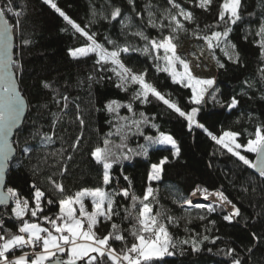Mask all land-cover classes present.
Segmentation results:
<instances>
[{"label":"trees","instance_id":"1","mask_svg":"<svg viewBox=\"0 0 264 264\" xmlns=\"http://www.w3.org/2000/svg\"><path fill=\"white\" fill-rule=\"evenodd\" d=\"M54 2L71 20L95 34L97 42L109 50L113 46L107 44L106 37L121 47H129L130 51L121 57L125 65L137 73L146 71V79L166 98L182 109L190 110V89L173 83L166 73L157 72L152 56L139 51L145 41L135 35L142 31L153 39L161 37L157 28L149 26V14L158 24L162 21L167 25L168 21L163 18L165 10L176 14V9L167 0ZM175 2L194 17L191 23L178 17L187 29L177 34L178 46L188 40L203 41L197 35L223 30V23L218 22L222 0H213L207 11L196 6L198 0ZM7 4L8 0H0V8ZM11 5L20 13L18 17L10 13L5 16L14 35L16 65L13 70L28 111L12 141L16 155L9 163L6 185L18 190L31 205L34 192L31 185L35 184L46 193L42 215L54 217L58 213V203L48 205L47 198L58 201L79 190L102 186V168L91 158V151L103 146L106 137L119 144L121 137L109 136V133H115L117 127L125 124L120 117L140 119L139 114L143 112L160 131L176 139L180 154L173 156L168 149L147 145L143 136L129 134L128 146L138 150L139 145H146L148 156L131 155L130 159L114 164L110 170L112 183L106 190L127 188L130 196L134 194L142 199L151 186L156 190L155 199L151 200L153 213L165 212L177 218L178 227L168 225L177 248L172 249V256H165L156 264H234L237 259L240 264H264V177L216 145L203 129L194 127L189 131L183 118L154 97L149 96L148 103L133 99L138 86L132 85L127 91L117 87L118 77L109 70L110 65L105 64L102 68L97 64L95 54L72 58L70 50L89 42L44 0H11ZM115 8L121 10V16L117 21H111V12ZM240 14L242 19L231 26L233 30L229 36L236 46L239 61H230L219 49L211 54L217 69L216 101L211 96L206 97L207 102L201 106L197 120L213 135L233 131L240 134L239 143H246L257 127H264V57L261 48L254 43L259 40L255 33L264 23V0H241ZM168 34L169 30L165 28L163 35ZM218 62L224 67H219ZM178 70L182 69L178 66ZM45 83L50 87L45 88ZM64 97H67L66 101ZM233 97L238 104L229 108ZM112 101L122 105L118 115L106 107ZM128 104L133 106L134 117L127 110ZM143 131L145 135H158L150 125L143 127ZM77 138L79 144L73 149ZM242 154L250 159L255 157L254 154ZM164 157L168 162L164 165L162 178L149 182L151 165ZM52 181L63 185V194ZM197 188L207 189L209 193L222 192L240 210V215L229 223L223 217L230 212L221 205L208 203L203 204V208L182 207ZM115 201L114 207L119 214L112 221L101 218L96 231L101 236L106 235L111 230V223L115 222L130 245L133 242L129 234L132 220L125 217L128 212L135 215L139 204L133 209L131 198L123 196H116ZM14 206L11 202L9 207L0 208V222L16 233L19 222L11 213ZM209 206L215 211L209 213ZM201 216L205 218L200 219ZM33 222L44 225L41 220L33 219ZM205 235L209 240L200 245L199 251H193L190 244L179 243L193 238L200 240ZM213 239L215 243L211 242ZM114 246L119 250L120 242H115ZM229 249L234 251L228 254Z\"/></svg>","mask_w":264,"mask_h":264},{"label":"snow or ice","instance_id":"2","mask_svg":"<svg viewBox=\"0 0 264 264\" xmlns=\"http://www.w3.org/2000/svg\"><path fill=\"white\" fill-rule=\"evenodd\" d=\"M44 3L54 9L75 32L87 38L89 43L86 46L70 50L72 58H86L95 54V62L102 68L105 64L110 65L109 70L120 81L117 87L127 91L128 87L132 85L138 86L133 99L139 100L141 103H148L149 96L154 97L177 113L180 118H183L189 131H192L194 127L203 129L216 145L236 157L249 169L256 170L260 177H264V127H257L252 138H249L246 143H239V133L223 131L221 135L216 136L197 120L201 106L207 102L206 97L211 96V99L216 101L215 92L217 89L214 87L215 79L197 77L192 72L190 63L177 51V34L187 31L178 17H182L184 21L191 23L194 19L191 12L185 11L175 0H167V3L176 9V14H172L169 10H165L163 13L164 20L168 21L167 25L162 21L158 24L155 19L151 18L152 14H149V26L157 28L161 32V37L153 39L146 36L142 31L135 33L141 40L145 41V46L139 51L152 56L156 71L166 73L173 83L190 89L191 95L188 102L192 107L190 110H184L177 103L166 98L146 79V71L137 73L125 65L121 57L122 53L126 54L130 51L129 47H121L116 41L106 37L107 44L113 46L112 50H109L105 45L97 42L95 34H90L85 28L71 20L54 0H44ZM212 3L213 0H198L196 6L207 11ZM240 8L241 0H222L219 6L218 22L223 23V30H213L211 34L203 36L197 35L198 39L204 41L210 54H214L215 50L219 49L230 61H239L236 46L230 41L229 36L233 30L231 26L237 25L242 19ZM6 13L17 17L20 15L12 7L11 0H8L6 7L0 8V21H3V27L0 28V205L8 207L10 201L15 205L11 208V213L19 225L18 231L13 233L0 222V264H156L163 257L172 256V249L177 248V242L169 232L168 225L178 227L179 223L177 218L165 212L153 213L151 200L155 199L156 190L149 186L142 199L134 194L130 196L127 188L119 191L106 190L107 186L112 183L110 170L114 164L119 163L122 159H130L131 155L148 156V146L139 145L138 150L128 146L129 134L143 136L147 145L170 146L173 150V156L180 154V147L176 139L172 135L160 131L143 112L139 114L140 119L120 117L121 120L125 121V124L117 127L115 133H109V136L118 135L121 137L119 144H114V141L106 137L103 140V146H97L91 151V158L102 168V186L79 190L74 195L63 197L58 201H54L50 197L47 198L48 205L58 203V213L54 217L42 215L44 213L42 202L46 198V193L35 184L31 185L34 189L31 205L29 199L22 198L18 190L6 185L4 180L5 168L13 152L9 137L14 129L18 128L24 113L23 97L17 91L16 82L12 78L16 61L13 60L10 52L9 21L5 19ZM120 16L121 10L115 8L111 12L110 20L117 21ZM124 26L127 27L128 25L125 24ZM165 28L169 30L168 35H163ZM255 36L259 37V40L254 41V43H257L261 48V56L264 57V23L260 24ZM218 64L219 67H224L223 63L218 62ZM178 66L182 70H178ZM44 87L50 86L45 83ZM64 100L66 101L67 97H64ZM237 104V99L233 97L229 108H234ZM106 107L109 112H115L118 115L122 105L117 101H112ZM126 107L128 112L133 113L134 117L133 106L128 104ZM81 125H83L82 120ZM149 125L156 130L158 135H145L143 127ZM133 128L135 129L134 132H132ZM124 129L128 131L125 132ZM78 144L79 138L72 145L73 149ZM242 152L254 154L255 160L250 159ZM167 162L168 158L164 157L159 163L151 165V171L147 177L149 182L159 181L162 178L164 165ZM52 183L63 194V185L55 181ZM197 192H201L204 199L213 195L221 205H231V213L223 217L229 223L240 215V210L231 204V201L222 192L209 193L207 189L197 188L192 192V195H196ZM116 196H123L125 199L130 197L133 209H136L137 204H139L135 215L128 212L125 217V219L132 220L129 234L133 237V242L130 245L120 225L115 222L111 223V230L106 235L101 236L96 231L101 218L104 221H112V218L119 214L114 207ZM86 200H90L91 211L85 204ZM183 203L196 208L204 207L201 204L193 205L191 200H185ZM207 211L211 213L215 211V208L209 206ZM25 217H29V219H25ZM204 218L203 216L200 217V219ZM33 219L41 220L46 226H41L39 222H33ZM212 223L214 224L215 221ZM215 239H219V237ZM215 239L211 242L215 243ZM208 240L209 237L205 235L200 240L193 238L179 243L181 245L190 244L193 251H199L200 245ZM115 242H120L119 250L114 246ZM25 248H30L32 251L15 255L16 250ZM232 251L234 250L229 249L228 254H231ZM234 264H240V261L234 260Z\"/></svg>","mask_w":264,"mask_h":264},{"label":"rangeland","instance_id":"3","mask_svg":"<svg viewBox=\"0 0 264 264\" xmlns=\"http://www.w3.org/2000/svg\"><path fill=\"white\" fill-rule=\"evenodd\" d=\"M177 51L182 57H184L185 60H187L190 63L191 70L197 77L215 79V76L217 74V69L215 67L214 60L211 57V54L206 48L204 41L188 40L187 42H184L181 46H178ZM157 147L168 149L170 150V153L172 154L173 150L171 149L170 146L157 145ZM85 204L86 206L87 204L90 205V200H86ZM195 204L203 205L204 203L202 202L200 203L198 201L195 203L193 202V205ZM189 207L194 208V209L196 208L193 206H189ZM88 210L91 211V205H90V208H88ZM41 226H44V225L41 224ZM20 254H17V256Z\"/></svg>","mask_w":264,"mask_h":264},{"label":"water","instance_id":"4","mask_svg":"<svg viewBox=\"0 0 264 264\" xmlns=\"http://www.w3.org/2000/svg\"><path fill=\"white\" fill-rule=\"evenodd\" d=\"M6 19V18H5ZM3 27V21H0V28H2ZM8 33H9V37H10V52H11V54H12V58H13V60H14V57H13V54H14V49H15V46H14V35H13V30H12V27H11V25H9L8 24ZM13 80L16 82V87H17V91L20 93V89H19V86H18V82H17V78H16V75H15V72H14V70H13ZM21 94V93H20ZM24 100V113H23V115L21 116V120H20V122H19V126H18V128H16V129H14V131H13V133L10 135V137H9V142L11 143V145H12V148H13V152H12V155L10 156V158H9V161H8V163H7V167L5 168V174H4V180H5V183H6V178H7V172H8V169H9V163L11 162V160L15 157V155H16V153H15V150H14V146H13V143H12V141H13V139H14V136H15V134H16V132L20 129V127L23 125V122H24V119H25V117H26V115H27V103H26V100L25 99H23ZM253 160H255V157H254V159ZM257 175H258V172H256V170H253ZM6 190V189H5ZM198 202H202V203H204V204H206V203H211V202H209V201H198ZM11 205V201L9 202V206ZM8 206V207H9ZM185 206H187V207H189L187 204H185V205H183L182 207H185ZM231 206V205H230ZM2 207H5L4 205H0V208H2ZM227 210V209H226Z\"/></svg>","mask_w":264,"mask_h":264},{"label":"bare ground","instance_id":"5","mask_svg":"<svg viewBox=\"0 0 264 264\" xmlns=\"http://www.w3.org/2000/svg\"><path fill=\"white\" fill-rule=\"evenodd\" d=\"M213 193H215V192H213ZM190 199L194 203L197 202V201H206L207 200V201H209V202H211L213 204L221 205L215 196L209 195L207 199H204L203 198V194L201 192H197L196 195H191ZM221 206L226 208L227 211H229V212L232 211V207L229 204H223Z\"/></svg>","mask_w":264,"mask_h":264},{"label":"built area","instance_id":"6","mask_svg":"<svg viewBox=\"0 0 264 264\" xmlns=\"http://www.w3.org/2000/svg\"><path fill=\"white\" fill-rule=\"evenodd\" d=\"M231 213V212H230ZM19 250V249H18ZM25 251H27V252H31L32 251V249H30V248H25V249H22V252H25ZM15 252H18L17 250L15 251ZM21 252V253H22Z\"/></svg>","mask_w":264,"mask_h":264},{"label":"crops","instance_id":"7","mask_svg":"<svg viewBox=\"0 0 264 264\" xmlns=\"http://www.w3.org/2000/svg\"><path fill=\"white\" fill-rule=\"evenodd\" d=\"M19 254V251L18 252H15V255Z\"/></svg>","mask_w":264,"mask_h":264}]
</instances>
